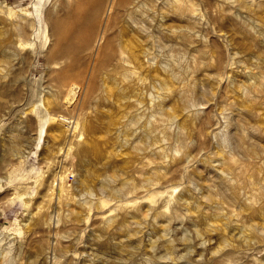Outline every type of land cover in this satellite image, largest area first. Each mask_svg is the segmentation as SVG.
<instances>
[{"label": "bare ground", "instance_id": "bare-ground-1", "mask_svg": "<svg viewBox=\"0 0 264 264\" xmlns=\"http://www.w3.org/2000/svg\"><path fill=\"white\" fill-rule=\"evenodd\" d=\"M60 1L63 15H44V1L31 0L21 8L31 17L16 18L11 33L0 26V88L22 92L23 44L41 32L47 38L51 24L55 41L38 50L53 56L50 77L31 91L39 103L29 123L40 126L39 139L48 135L49 146L65 135L71 119L61 111L82 85L92 94L97 76L118 68L124 78L98 123L86 126L76 182L60 189V197L74 194L63 202L76 208L63 212L51 193L43 209L46 227L56 216L79 231L65 229L70 246L80 245L69 249L58 246L57 229L51 263L264 264V0H220L230 11L228 40L241 48L230 60L200 32L207 22L192 0H152L147 14H135L132 0H113L104 24L105 0ZM132 82L151 91L131 99ZM23 123L9 129L18 148ZM8 237L0 229L1 264H17ZM42 250L29 256L35 264H49Z\"/></svg>", "mask_w": 264, "mask_h": 264}, {"label": "rangeland", "instance_id": "rangeland-1", "mask_svg": "<svg viewBox=\"0 0 264 264\" xmlns=\"http://www.w3.org/2000/svg\"><path fill=\"white\" fill-rule=\"evenodd\" d=\"M43 1L44 15H47L49 11H54L63 15L68 10L63 6L60 0ZM67 1L69 5H74L78 2V0ZM112 2L113 0H105L102 4L104 6L103 11L106 10V12L104 11L101 15L100 24L106 22L109 10L112 7ZM192 2L193 6L197 7L198 11L204 15L207 22V25L203 27L200 32L205 35L209 41L216 42L218 47L225 53L227 59L230 60L233 52L241 51V48L232 44L227 37L229 32H231V28L225 23V17L230 11L224 7L220 0H192ZM30 3L31 0H0V26L5 31L11 33L14 29V21L16 18L30 16L21 9L23 7H30ZM9 6H12V10L5 11V9L9 10ZM130 7L134 9L135 14L152 13L155 9L152 5V0H132ZM238 16L242 15L239 14ZM46 23L47 38L44 39L42 37L44 35L43 32H41L39 36L36 35L34 38L33 33L31 38H34V43L32 45L23 44L22 53L27 55L26 60L23 61L21 65L24 77L27 80L25 81L24 90L22 92H13L0 88V229L5 232V234H9L8 238L14 242L13 252L15 253V258H18L17 260L20 261L16 260L17 264H27L29 260H32L30 258L35 255L36 252L37 255L42 254L40 253L42 249V252L50 250L48 259L49 264H52L51 262L55 259L54 254L56 253L59 255L58 252H60L53 249V244L56 241V231L58 230L61 232L60 234L63 235L62 237L59 236L58 246H62L63 242L69 244L67 246L63 243L64 246H70L69 241H67V236L65 235V233L67 234L65 229L68 230L71 225L67 227V225H64L65 222L63 221L57 225L55 216L52 227H46V216L43 214V209L51 193H53L55 205L60 204L61 208L63 200L67 203L70 196L74 195L73 193L71 194V191L67 192L63 190V193H67L63 194L64 198L62 196L60 197V189L64 186L71 187L77 180L76 175L79 166H77L78 156L76 154V148H78L80 142L86 139L87 124L91 122L98 123L97 114L100 109L108 107L107 103L109 99L113 98L114 83L116 81H122L124 78L123 69L118 68L116 72L113 71L107 75L102 74L97 76L96 82L98 87L94 89L92 94H89V91L82 85L73 103L74 106L75 104L76 107L78 106V109L75 111L73 106L70 109L65 108L61 111L71 119L70 121H63V126L66 131L65 135L56 140H52L49 143L51 145L48 146L46 144L48 135L44 134L40 140V126L35 123H29L31 117L35 115L33 108L39 103L37 94L33 98L31 91L36 93L39 92L40 88L48 81L53 66V56L51 53L46 55L38 51L43 44L45 45L44 50H49L55 41L51 24L47 21ZM122 23L123 20L119 22V24ZM252 25L255 29H258L255 24ZM30 34L31 33H29L27 37H29ZM97 37L98 34L96 39ZM141 42L148 48L153 47L150 39L146 40L145 38L141 40ZM134 75L136 77L139 76V70H137ZM10 78L11 75L6 78L7 81L10 80ZM132 84L133 82L131 83V88L134 90V93L131 99L136 96L145 98L144 95L151 91L149 87L134 88ZM129 100L130 98L124 99V101L127 102ZM19 120H25V122L28 121V123H23L24 125L21 130L24 133L25 140L23 145L18 148V146L13 144V139H17V137L14 135L12 136L9 129L14 127ZM99 135L104 137L103 139H106L104 131H101ZM10 136H12L13 139ZM68 149L69 153L67 152ZM46 150H49V152ZM44 151H46L47 154L49 153V157L46 160H43L41 157V153ZM66 203L63 202V205ZM66 205L65 207L63 206L66 210L62 208L65 213L67 210L69 211L71 206V208H73V206L76 208L74 204H69L70 207L68 204ZM71 228L72 231H68V234L69 232L70 234H78L79 231L75 233L78 229L76 230V228H74V230L73 226H71ZM64 236L66 237L64 238ZM40 238L43 242H40ZM38 245H41L43 248L41 249V246ZM76 246L79 247L80 245ZM76 246L71 245L69 249H73ZM37 247L39 248L37 249ZM21 248L22 251L19 250ZM33 260L35 261L33 262ZM33 260L30 262L35 264L37 259Z\"/></svg>", "mask_w": 264, "mask_h": 264}]
</instances>
